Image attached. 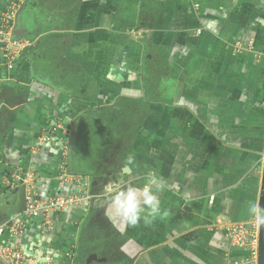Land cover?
Returning a JSON list of instances; mask_svg holds the SVG:
<instances>
[{
	"label": "crops",
	"instance_id": "0c3cea01",
	"mask_svg": "<svg viewBox=\"0 0 264 264\" xmlns=\"http://www.w3.org/2000/svg\"><path fill=\"white\" fill-rule=\"evenodd\" d=\"M29 1L11 32L27 43L21 59L7 63L5 53L15 47L0 43V224L18 220L27 230L0 233V244L36 259L77 260L90 203L31 215L22 187L5 188L7 174L17 171L42 198L67 194L61 173L78 172L65 149L66 130L84 111L121 97L144 102L146 111L117 171L123 178L156 176L162 210L150 224L118 221L128 226L125 253H137V264H231L244 257L226 230L258 222L253 202L264 209V0H75L62 13V29L53 25L43 35L62 31L61 58L94 83L87 89L92 98L71 94L59 75L36 66L45 57L27 47L38 40L30 34L43 15ZM7 4L0 0V11ZM149 48L168 49V71L148 95L137 72L152 58ZM46 132L51 140L42 143ZM92 179L93 192L99 184Z\"/></svg>",
	"mask_w": 264,
	"mask_h": 264
},
{
	"label": "rangeland",
	"instance_id": "374dc122",
	"mask_svg": "<svg viewBox=\"0 0 264 264\" xmlns=\"http://www.w3.org/2000/svg\"><path fill=\"white\" fill-rule=\"evenodd\" d=\"M74 3L75 0L29 1L28 7L41 10L43 17H39L38 26L34 29L36 32L33 30L30 34L32 36L33 34L37 35L40 41L33 40L27 49H36L40 55L45 57L36 61V66L38 65L39 68L46 67L49 72L56 74V76L59 75L64 89L70 91L71 94L76 89V96L87 98L93 96L88 90L94 91V83L86 80L76 66L67 64L62 60V31L58 35H56L57 33L54 34L56 36L43 35L53 25H56L53 29H62V13L64 18L67 9H74ZM68 14L72 16L70 13ZM22 16L23 13H20L19 23ZM147 52L152 58L145 59L146 62L140 66V70L138 69L137 77L149 95L153 89L161 85L162 78L167 74L165 58L168 49L166 51V49L149 48ZM74 76H77V79L80 77V80L74 81ZM145 111L144 102H133L119 97L111 105L84 111L77 119L74 128L66 130L70 136L65 144V149L70 150V154H74L71 156V166L72 168L76 167L74 171L78 172L70 176L82 178L86 186L80 185L77 182L78 178H75L74 181L66 183L70 187L68 188L69 192L62 195L84 193L85 199L82 202L90 203V211L80 225L76 249L78 258H75L77 260L74 261V257L77 256H72V264H137L138 254L129 256L124 251V246L129 241V231L126 230L128 226H118L117 223L121 219L115 215L106 216L104 209L115 191L129 185L142 188L148 184L149 177L147 178L145 174L138 173L134 178L127 176V179L123 178L121 171H117L125 163L124 158L128 154L130 145L143 121ZM71 166L68 165L69 168ZM111 170L116 172L112 174L110 173ZM93 171L96 174H89V172L94 173ZM90 176L97 178L99 184L93 192L91 191V184L94 179ZM126 225L128 224L125 223ZM262 226L260 224V231H263ZM262 238L264 244V234Z\"/></svg>",
	"mask_w": 264,
	"mask_h": 264
},
{
	"label": "built area",
	"instance_id": "2783aa9c",
	"mask_svg": "<svg viewBox=\"0 0 264 264\" xmlns=\"http://www.w3.org/2000/svg\"><path fill=\"white\" fill-rule=\"evenodd\" d=\"M27 0H8L7 7L4 11H0V43L5 45H11L15 47V50H7L5 53V60L7 63H15V61L21 59V52L25 49L27 43L24 40H12L11 32L14 27V21L18 11L24 5ZM46 132L45 135L40 137L42 143L49 142L51 136ZM41 144H38V146ZM264 152V151H263ZM9 177L6 180L5 188L7 190H14L22 187L25 193V207L26 212L35 215L41 213L45 217L52 211H63L70 206L78 205L85 197L84 193L62 195L60 193L49 196L48 198H42L36 193V189L32 184H26L19 178L17 171L7 174ZM61 177L66 182L74 181L78 178L77 182L83 186H86L82 178L70 176L65 168L61 173ZM27 230V224L18 220H11L0 224V233L10 231L15 235H22ZM227 236L231 242L232 247L237 250L246 252L247 254L239 259L231 260V264H258L260 247H261V231L259 222L247 221L238 222L229 225L226 230ZM67 264L73 263V258L68 257ZM10 261L12 264H61L52 255H47L42 258L36 259L27 256L22 250L0 244V262Z\"/></svg>",
	"mask_w": 264,
	"mask_h": 264
},
{
	"label": "clouds",
	"instance_id": "9594fccd",
	"mask_svg": "<svg viewBox=\"0 0 264 264\" xmlns=\"http://www.w3.org/2000/svg\"><path fill=\"white\" fill-rule=\"evenodd\" d=\"M134 163V156L129 154L126 165ZM158 183L156 176H150L148 184L142 188L127 186L115 191L104 209L106 216L115 215L130 226H136L142 220L150 224L157 217L162 215L160 199L154 185ZM249 211L255 215L261 225H264V209H261L257 202H253Z\"/></svg>",
	"mask_w": 264,
	"mask_h": 264
},
{
	"label": "flooded vegetation",
	"instance_id": "af4514ba",
	"mask_svg": "<svg viewBox=\"0 0 264 264\" xmlns=\"http://www.w3.org/2000/svg\"><path fill=\"white\" fill-rule=\"evenodd\" d=\"M262 239H263V238H261V248H260V252H261V253H260V255H259V261H258V264L260 263V257H261V256L264 257V250H263V248H264L263 245H264V244H263V242H262ZM263 264H264V263H263Z\"/></svg>",
	"mask_w": 264,
	"mask_h": 264
},
{
	"label": "water",
	"instance_id": "95a60500",
	"mask_svg": "<svg viewBox=\"0 0 264 264\" xmlns=\"http://www.w3.org/2000/svg\"><path fill=\"white\" fill-rule=\"evenodd\" d=\"M17 32V33H16ZM14 33L15 34H18V29H15V31H14ZM262 231V230H261ZM261 238H262V233H261ZM261 248V247H260ZM261 253V252H260ZM264 263V257L263 256H261L260 257V263L259 264H263Z\"/></svg>",
	"mask_w": 264,
	"mask_h": 264
},
{
	"label": "trees",
	"instance_id": "16d2710c",
	"mask_svg": "<svg viewBox=\"0 0 264 264\" xmlns=\"http://www.w3.org/2000/svg\"><path fill=\"white\" fill-rule=\"evenodd\" d=\"M166 51H167V49H166ZM166 59V58H165ZM87 98H91L90 96L89 97H87Z\"/></svg>",
	"mask_w": 264,
	"mask_h": 264
}]
</instances>
